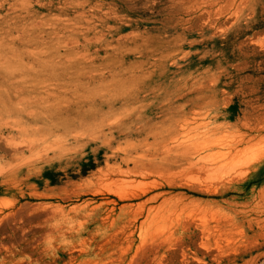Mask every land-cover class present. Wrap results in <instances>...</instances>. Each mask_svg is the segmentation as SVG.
Listing matches in <instances>:
<instances>
[{
  "label": "rangeland",
  "instance_id": "1",
  "mask_svg": "<svg viewBox=\"0 0 264 264\" xmlns=\"http://www.w3.org/2000/svg\"><path fill=\"white\" fill-rule=\"evenodd\" d=\"M84 263L264 264V0H0V264Z\"/></svg>",
  "mask_w": 264,
  "mask_h": 264
},
{
  "label": "bare ground",
  "instance_id": "2",
  "mask_svg": "<svg viewBox=\"0 0 264 264\" xmlns=\"http://www.w3.org/2000/svg\"><path fill=\"white\" fill-rule=\"evenodd\" d=\"M135 227H136V225H135ZM139 229V228H138ZM133 230V229H132ZM129 231H131V230H129ZM147 231V230H146ZM140 232V231H139ZM143 239V238H142ZM122 241V240H121ZM114 244V243H113ZM110 247V246H109ZM122 251V250H121ZM98 252V251H97ZM123 252V251H122ZM121 255V254H120ZM85 264V263H84Z\"/></svg>",
  "mask_w": 264,
  "mask_h": 264
}]
</instances>
